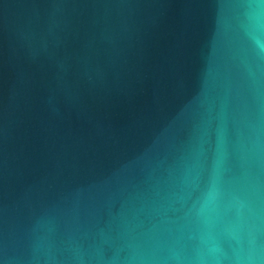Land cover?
Segmentation results:
<instances>
[{
    "label": "water",
    "instance_id": "water-1",
    "mask_svg": "<svg viewBox=\"0 0 264 264\" xmlns=\"http://www.w3.org/2000/svg\"><path fill=\"white\" fill-rule=\"evenodd\" d=\"M0 264H264V0H0Z\"/></svg>",
    "mask_w": 264,
    "mask_h": 264
}]
</instances>
